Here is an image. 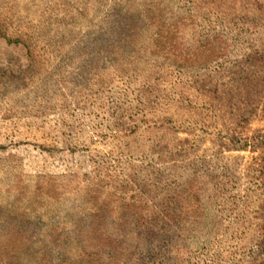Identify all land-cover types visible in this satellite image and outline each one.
<instances>
[{"label":"rangeland","instance_id":"obj_1","mask_svg":"<svg viewBox=\"0 0 264 264\" xmlns=\"http://www.w3.org/2000/svg\"><path fill=\"white\" fill-rule=\"evenodd\" d=\"M0 26V264H264V0H0Z\"/></svg>","mask_w":264,"mask_h":264},{"label":"trees","instance_id":"obj_2","mask_svg":"<svg viewBox=\"0 0 264 264\" xmlns=\"http://www.w3.org/2000/svg\"><path fill=\"white\" fill-rule=\"evenodd\" d=\"M0 36L6 38L8 37L3 28L0 26ZM11 41V40H10ZM26 47L28 48L29 46L26 45ZM29 49V48H28ZM29 52V55H31V51H28ZM152 224V229H151V232H149V236H150V241L153 242V243H156V244H153L154 245V248L153 249H163V250H166L168 251L169 249L167 248V245H168V242L170 240V233L169 231L167 230H164V226L162 224H158V223H151ZM154 228V229H153ZM163 244V245H162Z\"/></svg>","mask_w":264,"mask_h":264}]
</instances>
